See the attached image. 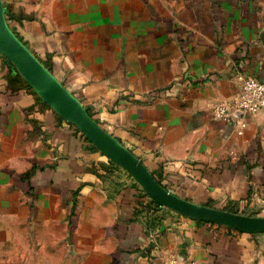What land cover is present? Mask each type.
Here are the masks:
<instances>
[{"label":"crops","instance_id":"crops-1","mask_svg":"<svg viewBox=\"0 0 264 264\" xmlns=\"http://www.w3.org/2000/svg\"><path fill=\"white\" fill-rule=\"evenodd\" d=\"M9 27L176 195L264 216V110L213 117L264 82V0H2ZM0 52V264H264V233L149 204L142 187Z\"/></svg>","mask_w":264,"mask_h":264},{"label":"water","instance_id":"water-1","mask_svg":"<svg viewBox=\"0 0 264 264\" xmlns=\"http://www.w3.org/2000/svg\"><path fill=\"white\" fill-rule=\"evenodd\" d=\"M0 52L47 104L77 126L111 161L132 176L154 203L194 220L223 225L249 234L264 233V216L243 215L197 204L164 187L142 160L100 126L76 96L69 92L14 34L6 20L2 0Z\"/></svg>","mask_w":264,"mask_h":264},{"label":"built area","instance_id":"built-area-1","mask_svg":"<svg viewBox=\"0 0 264 264\" xmlns=\"http://www.w3.org/2000/svg\"><path fill=\"white\" fill-rule=\"evenodd\" d=\"M236 78L240 81V91L232 99L216 104L213 107V117L223 119L238 126L242 134L248 125L250 115L264 110V82L255 75L238 72ZM162 264H195L176 254L169 255Z\"/></svg>","mask_w":264,"mask_h":264},{"label":"trees","instance_id":"trees-1","mask_svg":"<svg viewBox=\"0 0 264 264\" xmlns=\"http://www.w3.org/2000/svg\"><path fill=\"white\" fill-rule=\"evenodd\" d=\"M113 164H115V163H113ZM116 166H118L117 164H115ZM154 176H155V174H154ZM156 177V176H155ZM156 179L160 182V180L156 177ZM143 191V190H142ZM143 196H146V197H148L147 196V194L143 191ZM149 204L150 205H154V206H157V207H159L160 205H158V204H156V203H154L150 198H149ZM161 207V206H160ZM199 222H204V221H199ZM205 223H208V222H205ZM209 224H214V223H209ZM215 225H218V224H215ZM218 226H222V225H218ZM225 227V226H224ZM227 228V227H226ZM229 230H232V229H230V228H228ZM233 231H235V230H233Z\"/></svg>","mask_w":264,"mask_h":264},{"label":"rangeland","instance_id":"rangeland-1","mask_svg":"<svg viewBox=\"0 0 264 264\" xmlns=\"http://www.w3.org/2000/svg\"><path fill=\"white\" fill-rule=\"evenodd\" d=\"M124 170V169H123ZM126 172V171H125ZM143 190V189H142ZM144 191V190H143ZM183 216V215H182ZM186 217V216H185ZM223 226V225H222ZM226 227V226H225Z\"/></svg>","mask_w":264,"mask_h":264}]
</instances>
